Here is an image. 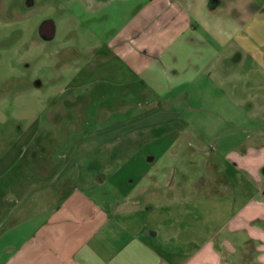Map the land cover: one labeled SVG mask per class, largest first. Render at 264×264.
Wrapping results in <instances>:
<instances>
[{
	"label": "rangeland",
	"instance_id": "obj_1",
	"mask_svg": "<svg viewBox=\"0 0 264 264\" xmlns=\"http://www.w3.org/2000/svg\"><path fill=\"white\" fill-rule=\"evenodd\" d=\"M197 2L0 0V155L28 129L24 160L38 166L28 172L63 179L85 154L97 169L105 163L95 160L168 143L172 131L182 140L177 169H201L200 158L236 144L263 173L264 78L255 74L264 66L238 50L210 60L205 77L181 80L209 52L197 29L168 35L165 15L183 13L195 27Z\"/></svg>",
	"mask_w": 264,
	"mask_h": 264
},
{
	"label": "crops",
	"instance_id": "obj_2",
	"mask_svg": "<svg viewBox=\"0 0 264 264\" xmlns=\"http://www.w3.org/2000/svg\"><path fill=\"white\" fill-rule=\"evenodd\" d=\"M197 1L195 27L183 13L165 15L168 35L197 29L209 52L182 81L238 50L264 66V0ZM255 75L264 78V68ZM28 131L0 155V264H264V172L250 169V152L238 155L236 144L200 158L201 169H177L182 140L168 131V143L153 138L130 155L95 160L105 163L97 169L85 154L59 179L28 172L38 168L33 156L24 160L35 141Z\"/></svg>",
	"mask_w": 264,
	"mask_h": 264
}]
</instances>
